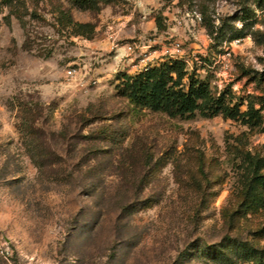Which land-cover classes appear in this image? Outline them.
<instances>
[{"label":"rangeland","instance_id":"rangeland-1","mask_svg":"<svg viewBox=\"0 0 264 264\" xmlns=\"http://www.w3.org/2000/svg\"><path fill=\"white\" fill-rule=\"evenodd\" d=\"M150 44L157 65L183 62L215 96L260 107L257 0H0V264H223L204 248L228 234L264 246V210L238 212L264 131L131 104L126 46Z\"/></svg>","mask_w":264,"mask_h":264},{"label":"trees","instance_id":"trees-1","mask_svg":"<svg viewBox=\"0 0 264 264\" xmlns=\"http://www.w3.org/2000/svg\"><path fill=\"white\" fill-rule=\"evenodd\" d=\"M75 4L97 5V0H71ZM258 7L264 6V0H257ZM79 28L90 29V24L75 23ZM120 94L138 109H148L176 118H191L197 112L204 116L222 114L226 118L242 120L250 127L264 131V97L259 96L256 107L249 102L246 111L241 110L240 103H228L225 95L215 96L210 85L189 74L183 62L173 60L154 65L146 71L135 74L123 73ZM26 119L32 121L26 125L34 132L32 122L35 115L32 110H25ZM29 120V119H28ZM39 151V147H36ZM35 157L32 155V158ZM243 189L238 204V212L244 216L264 210V159L248 155L243 175ZM237 212V211H235ZM224 218L230 226L234 224L235 213L225 212ZM256 235L264 237V226L258 228ZM205 251L223 264H264V246L260 242H248L228 234L217 246L207 247Z\"/></svg>","mask_w":264,"mask_h":264},{"label":"built area","instance_id":"built-area-1","mask_svg":"<svg viewBox=\"0 0 264 264\" xmlns=\"http://www.w3.org/2000/svg\"><path fill=\"white\" fill-rule=\"evenodd\" d=\"M152 48V45L150 44L147 46V50L145 51H136L132 45H127L126 50L132 54L131 62L133 64V71L134 72H141V71H146L150 67L157 65L159 61H156L155 59L157 58V52L158 51H152L150 52L149 49ZM181 50V46L179 43H176L174 45V52H179ZM168 52V51H167ZM162 60V59H161ZM79 74L78 68L75 66L70 67L67 70V77L72 79L76 77Z\"/></svg>","mask_w":264,"mask_h":264}]
</instances>
